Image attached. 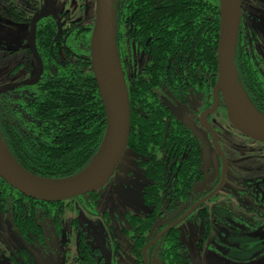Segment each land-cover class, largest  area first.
Here are the masks:
<instances>
[{"label":"trees","instance_id":"obj_1","mask_svg":"<svg viewBox=\"0 0 264 264\" xmlns=\"http://www.w3.org/2000/svg\"><path fill=\"white\" fill-rule=\"evenodd\" d=\"M114 13L122 66L124 60L129 62L131 45L147 57L145 65L135 69L130 77L125 75L130 102L127 150L144 158L140 165L148 181L142 190V200L154 210L167 199L171 206L187 204L183 198L203 179L201 144L171 115L169 108L157 98L156 90L163 87L180 101L190 94L211 100L217 75L218 2L114 0ZM89 39L88 34L70 36L60 62L53 49L51 65L36 85L0 89L1 138L13 159L35 176L70 178L83 171L100 148L105 115L91 71ZM241 62L237 37L234 64L239 86L250 105L264 118V80L255 77L254 90L249 79L253 90L246 88L241 80ZM0 183L5 191L10 189L22 196L2 179ZM262 187L263 200L255 193V204L264 203V184ZM35 203V220L28 223L27 219L26 225L34 233L35 242L43 244L44 229L40 221L50 219L58 224L65 207L62 202ZM195 216L205 223L207 208L198 209ZM262 218L264 214L260 218L255 216V243L253 228H232L230 234L238 238L224 242L221 228L204 224L199 228L197 249L205 255L211 250L224 258L223 264H264V241L260 238L264 235L261 226L264 223L259 222ZM219 219L218 216L216 221ZM257 228L262 234H258ZM20 233L26 239L21 230ZM157 250L160 256L154 264L191 262L179 229L167 234Z\"/></svg>","mask_w":264,"mask_h":264},{"label":"flooded vegetation","instance_id":"obj_2","mask_svg":"<svg viewBox=\"0 0 264 264\" xmlns=\"http://www.w3.org/2000/svg\"><path fill=\"white\" fill-rule=\"evenodd\" d=\"M260 5L264 7V0H260ZM252 7L253 0H242L238 44L242 61L240 71L242 83L246 88L253 90L249 84L250 79L255 90V77L264 80V59L260 58L252 48L254 32L251 31L250 25L252 23L249 22L251 20L250 10H252ZM43 10L44 12L51 10L53 14L47 12V16L36 20L34 24V48L38 58L36 59L35 55H33L32 47L30 46L31 25L34 17L39 15ZM94 16L95 0H0V69L2 68L0 70V79L11 81V84L15 85L17 83L31 81L38 76V81L34 85L39 83L45 70L51 65L52 50H56L57 58L60 62L62 58L61 52L63 48L67 49L66 42L70 36L88 34L90 37ZM252 21L255 22L254 20ZM4 31L10 32L7 38L1 36ZM74 55L76 56L77 54ZM39 63L41 66L40 74L38 70ZM3 67H9L10 69L7 73H1L4 69ZM122 68L123 72H125L124 76L126 75L127 77H130L131 73L135 70V68H132L131 63L126 62V60H124ZM249 71H251V74H248ZM13 85L10 87H1L0 89L12 90L22 86H32L21 85L12 88ZM173 97L177 99L175 96ZM187 98L188 97L183 99V101ZM200 98L203 101L204 112L211 110L212 89L211 100L206 99L205 96ZM218 99L219 102L213 113L206 118V126L217 134L219 146L220 135L218 130H221L222 134L226 135L228 140L235 146H240L239 148L241 149H247L246 146L255 147L254 154L256 164V160L262 157L260 152L264 153V144L247 138L235 130L228 121L226 109L220 96ZM171 115L174 116L172 113ZM223 154L226 158L224 152ZM226 174L224 184L217 193L225 189ZM219 179L220 171L212 185L198 195L193 194V188L197 183L193 185L192 189L188 191L187 195L183 198V201L185 200L187 204H189L188 208H186L187 204L185 203L180 206H171L170 199H167L166 203H163L159 209L154 210L152 207L147 206L143 202L142 197H140L141 204L126 211L124 215L125 225L119 226L118 235L113 233V227L111 225L107 226L109 230L108 238L93 233L87 226L86 221H80L78 216L80 212L75 209L76 215L72 219V231L76 236V252L73 256L64 257L61 264H154L153 261L160 256L157 250L158 244L163 241L164 237L170 234L173 229H179V224L183 221L195 223L198 229L202 228L204 224L205 226L210 224L221 228L223 234L221 237L224 242L238 238L230 234L232 228L243 229V227H250L253 228L252 241L255 243V216L260 218V216L264 214V203L255 204V193L261 195L260 201H262V184H264V178L255 180V182L252 183L240 185L243 190L237 191L238 193L234 195L227 193L226 196H228V199H225V202H228L229 197L233 196V200H237L235 196L239 195L243 199L250 201V203H226L223 204L222 207L217 205H213L212 208L207 207V203H211L210 200L217 195V193H215L192 211L183 221L170 230H166L181 218L197 201L210 194L218 185ZM100 190L96 192L100 193ZM91 194L62 201L65 208L58 224L52 223L50 219L43 222L40 221L44 229V242L43 244H38L35 242L34 233L29 229L30 226L26 225L27 219L28 223H30L33 218L35 220V201L37 200L28 198L22 194V196H19L15 191L10 189H6L5 191L4 186L0 183V213L8 214L22 242V247L20 249L10 253V264H33L35 259H38L44 264H52L48 261L47 256L50 251L54 254L56 250L52 249L53 247L52 245L50 246L49 242L50 240H54L57 236H63L61 225L65 211H74V204L84 210L89 207L97 206L98 200H100V194L96 199L94 196L91 197ZM18 202H20V204H18ZM202 207H206L208 211L205 223L195 216L196 211ZM180 211L183 212L179 213ZM218 216L220 219L216 221ZM259 222L264 223V218L259 219ZM23 224L26 226H23ZM261 226L264 227V224ZM19 229L26 235V239L22 238ZM198 232L199 235H201L200 229ZM180 239L183 241L181 234ZM148 244L150 245L144 250ZM54 256H56V253ZM187 256L191 258L190 264L195 263L189 250ZM206 256L209 260L205 262L214 264L211 257L212 253L209 252ZM220 256H223V254H220ZM57 257L53 258L56 259ZM219 261V264H223L221 258ZM199 263H201L200 258Z\"/></svg>","mask_w":264,"mask_h":264},{"label":"water","instance_id":"obj_3","mask_svg":"<svg viewBox=\"0 0 264 264\" xmlns=\"http://www.w3.org/2000/svg\"><path fill=\"white\" fill-rule=\"evenodd\" d=\"M217 2L219 7L217 75L212 88V109L203 113L200 122L209 132L213 148L219 156L220 179L210 194L197 201L181 218L166 229L167 231L217 193L224 184L227 160L218 144L217 134L206 126V118L213 113L219 102V96L231 126L243 136L264 144V118L245 98L235 71L234 53L241 20L242 0H217ZM47 12L53 14L51 10L46 12L43 10L34 17L31 25L30 46L36 59L38 58L34 48V24L36 20L47 16ZM116 36L114 0H95V16L89 39V59L105 115L104 135L96 156L83 171L70 178L45 179L24 170L13 159L0 135V179L18 193L37 201L57 203L94 193L102 189L111 179L127 149L130 133V102ZM98 62L102 65L107 83L103 81ZM38 65L40 74V63ZM38 78L37 76L31 81L17 83L12 88L34 85ZM234 84L240 99L231 92ZM244 104L255 112L260 120L251 116Z\"/></svg>","mask_w":264,"mask_h":264},{"label":"rangeland","instance_id":"obj_4","mask_svg":"<svg viewBox=\"0 0 264 264\" xmlns=\"http://www.w3.org/2000/svg\"><path fill=\"white\" fill-rule=\"evenodd\" d=\"M259 5L260 0H253V11L250 10L251 20L249 22L252 23L250 29L254 32L252 48L260 58L264 59V7ZM9 33L10 32L4 31L1 36L7 38ZM128 50L131 51L129 52L128 60L133 69H138L146 64L147 57L143 53L136 51V46L131 45L128 47ZM3 68L1 73H7L10 69L9 67ZM11 85H13L11 81L0 79V88L10 87ZM156 93L157 98L163 102L169 108L170 112L200 141V159L203 179L193 188V194L198 195L212 185L220 171V160L213 148L211 137L200 123V119L204 112L203 101L200 97L192 94H190L185 101H180L175 99L163 87L157 89ZM218 133L220 135V146L228 161V170L224 185L225 189L217 193L214 202L207 203V207L212 208L213 205L222 207V205L226 203H250V201L243 199L239 195L235 196L237 200H233V196L229 197L228 202H225V199H228V196H226L227 193L234 195L238 193L237 191L243 190L240 185L252 183L255 182V180L264 178V153L260 152L262 157L257 159L255 164V147L246 146L247 149H241L239 148L240 146H235L230 142L228 137L222 134L221 130H218ZM143 159L142 156L126 149L110 181L100 190V193L94 195L96 199L100 194V200H98L97 206L89 207L84 210L74 204V211H65L61 225L63 236H57L54 240H50V246L52 245V249L56 251L54 254L51 251L49 252L47 256L48 261L52 264H61L64 257L73 256L75 254L76 236L72 231V219L76 215L75 209L80 212V215H78L80 221H86L87 226L96 235H102L108 238V225H111L113 227V233L118 235L119 226L125 225L124 215L126 211L141 204L140 197L142 188L147 182L144 175V168L140 165ZM179 229L182 239L195 262L193 264H209L205 262L209 260L205 253L203 254L197 249L196 242L200 238V235L195 223L183 221L179 224ZM258 234H262L261 230L258 231ZM260 238L264 241V235H261ZM260 238H257V241H260ZM21 247L22 242L8 214L0 213V264H10V253L17 251ZM208 251L212 253L211 257L214 264H219L220 257L211 250ZM209 252H206V254ZM55 253L56 256H54ZM202 254L204 259L202 258ZM53 257L57 258L54 259ZM199 258L201 263H199ZM221 261L223 262L224 260L221 259ZM33 264L44 263L35 259Z\"/></svg>","mask_w":264,"mask_h":264},{"label":"bare ground","instance_id":"obj_5","mask_svg":"<svg viewBox=\"0 0 264 264\" xmlns=\"http://www.w3.org/2000/svg\"><path fill=\"white\" fill-rule=\"evenodd\" d=\"M98 64H99L100 67L102 66L100 62H98ZM101 72H102V78H103V81H104L105 83H107V82H106V77H105V72L103 71L102 67H101ZM107 86H108V85H107ZM231 92H232V94H233L236 98L240 99L239 92H238V90H237L235 84L232 86V88H231ZM244 106H245L246 110L250 113L251 116H253L254 118L260 120V118L258 117V115H257L255 112H253L251 109H249V107H248L246 104H244Z\"/></svg>","mask_w":264,"mask_h":264}]
</instances>
